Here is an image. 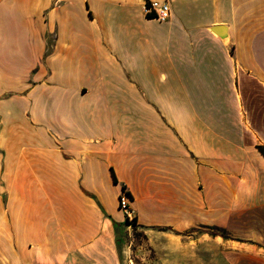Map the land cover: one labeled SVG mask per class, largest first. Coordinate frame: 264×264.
<instances>
[{"label": "crops", "instance_id": "crops-1", "mask_svg": "<svg viewBox=\"0 0 264 264\" xmlns=\"http://www.w3.org/2000/svg\"><path fill=\"white\" fill-rule=\"evenodd\" d=\"M149 1L0 0V264H122L123 184L159 262L264 264V0Z\"/></svg>", "mask_w": 264, "mask_h": 264}, {"label": "rangeland", "instance_id": "rangeland-1", "mask_svg": "<svg viewBox=\"0 0 264 264\" xmlns=\"http://www.w3.org/2000/svg\"><path fill=\"white\" fill-rule=\"evenodd\" d=\"M124 213L127 215L129 214L131 220L135 217V213L131 208H129L130 213L126 211L125 209ZM257 227V226H256ZM242 229L241 227H239ZM251 229H255L254 231L258 232V230L254 227H251ZM202 230V231H201ZM203 230H217L219 232H225L226 230L223 227H204L200 226L197 228V231L193 233L194 240L190 241V245H187L184 250H191V251H199L200 253V259L197 261V263L201 264H208V254H211L215 252L216 259L215 264H239V261H235L232 259V262L229 263L227 259H225L222 255H219V252L225 249H230V247H225L224 243L222 242H216L215 235L211 233H203ZM119 236H120V248L122 251V264H129L130 258L134 259V262L138 264H163L159 261L160 254H163L165 251H162L160 246H164L163 248L167 247L162 238H158L157 242L154 240V243L149 239V235L139 226L137 223L131 222L130 224H124L119 229ZM233 237H237L235 235H232ZM187 238V237H185ZM156 239V238H155ZM167 242H170L171 244H168V246H171V249L173 250H179L181 247V242H176L172 239H166ZM175 245V247H174ZM232 249L239 248L237 246H247L249 250L255 251L259 250V247L254 246L252 244H240L238 242L232 241L231 243ZM181 250V249H180ZM253 253V252H252ZM192 261L196 263V260L193 258ZM235 261V262H234ZM247 264H259V259H256L254 257L248 258L246 260Z\"/></svg>", "mask_w": 264, "mask_h": 264}, {"label": "built area", "instance_id": "built-area-1", "mask_svg": "<svg viewBox=\"0 0 264 264\" xmlns=\"http://www.w3.org/2000/svg\"><path fill=\"white\" fill-rule=\"evenodd\" d=\"M145 9L148 12H153L158 18L162 20L170 18L172 12L171 4L168 0H150L145 5ZM120 204L123 209L130 213L129 195L127 193H122Z\"/></svg>", "mask_w": 264, "mask_h": 264}, {"label": "trees", "instance_id": "trees-1", "mask_svg": "<svg viewBox=\"0 0 264 264\" xmlns=\"http://www.w3.org/2000/svg\"><path fill=\"white\" fill-rule=\"evenodd\" d=\"M258 148L261 150V152L264 154V144H258ZM115 181H118V178L117 176H115ZM123 192L124 193H127L129 196H131V192L130 190L127 188L126 184H123ZM122 195V194H121ZM121 198V196H120ZM120 207H121V204H120ZM122 208V207H121ZM136 216L131 220L130 216L127 214L125 216V219L123 221H121L120 223H123V224H130L131 222H134V223H137V220H136ZM211 233L213 234H221L223 235L224 237H229V234L225 233V232H219L217 230H210Z\"/></svg>", "mask_w": 264, "mask_h": 264}]
</instances>
